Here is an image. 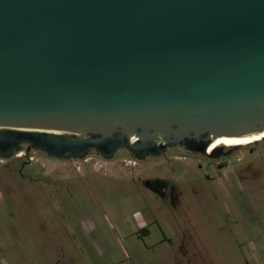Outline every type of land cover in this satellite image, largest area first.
<instances>
[{"label": "water", "instance_id": "1", "mask_svg": "<svg viewBox=\"0 0 264 264\" xmlns=\"http://www.w3.org/2000/svg\"><path fill=\"white\" fill-rule=\"evenodd\" d=\"M0 126L62 159L262 134L264 0H0Z\"/></svg>", "mask_w": 264, "mask_h": 264}, {"label": "rangeland", "instance_id": "2", "mask_svg": "<svg viewBox=\"0 0 264 264\" xmlns=\"http://www.w3.org/2000/svg\"><path fill=\"white\" fill-rule=\"evenodd\" d=\"M205 154H0V264H264V139Z\"/></svg>", "mask_w": 264, "mask_h": 264}, {"label": "bare ground", "instance_id": "3", "mask_svg": "<svg viewBox=\"0 0 264 264\" xmlns=\"http://www.w3.org/2000/svg\"><path fill=\"white\" fill-rule=\"evenodd\" d=\"M1 128H5V129H13V130H19V131H39V129L37 128H28V127H6V126H0ZM264 138V133L262 134H254L252 136H247V137H243V138H221L218 139L216 141H214L213 144H211L209 146V148L211 147V149L221 145V144H225V145H238V144H249L251 142H255V141H259L260 139ZM136 141L135 138L132 139V142ZM208 148V149H209Z\"/></svg>", "mask_w": 264, "mask_h": 264}, {"label": "flooded vegetation", "instance_id": "4", "mask_svg": "<svg viewBox=\"0 0 264 264\" xmlns=\"http://www.w3.org/2000/svg\"><path fill=\"white\" fill-rule=\"evenodd\" d=\"M0 129H2V128L0 127ZM137 140H139V138H137ZM23 144H26L27 147L30 149V144H29V143L26 142V143H23ZM21 145H22V144H21ZM21 145H20V146H21ZM219 147H220V146H217V147H215V148H213V149H211V147H210V148L207 147V148L204 149V147H202V146H194V149L199 150L198 152H201V153L211 154V153L216 152L217 149H218ZM224 147H226V146H224ZM164 148H166V147L160 148V151H161L162 149H164ZM208 148H209V149H208ZM7 149H8V148L5 147L4 145H0V152H5V151H7ZM102 150H103L104 152H108L107 147H103ZM15 151H16V150H15ZM15 151L13 152V154L15 153ZM37 151H40V150H37ZM40 152H42V153H44V154L47 155V153H45V152H43V151H40ZM93 152H95V153H97L98 155L104 157L101 153L97 152L96 150H93ZM132 153H133V152H132ZM134 154H135V153H134ZM14 155H17V153H15ZM135 155H137V154H135ZM53 158H54V157H53ZM57 159H62V158H57Z\"/></svg>", "mask_w": 264, "mask_h": 264}, {"label": "trees", "instance_id": "5", "mask_svg": "<svg viewBox=\"0 0 264 264\" xmlns=\"http://www.w3.org/2000/svg\"><path fill=\"white\" fill-rule=\"evenodd\" d=\"M264 138H262V139H260L259 141H261V140H263ZM255 142H257V141H255ZM254 143V142H253ZM248 144V143H247ZM250 144V143H249ZM239 145H245V144H238V145H228V146H226V147H231V146H239Z\"/></svg>", "mask_w": 264, "mask_h": 264}]
</instances>
